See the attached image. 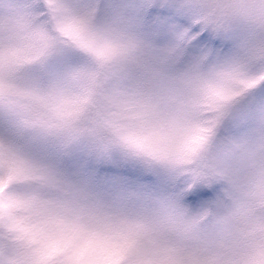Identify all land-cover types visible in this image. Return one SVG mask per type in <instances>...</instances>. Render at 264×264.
Segmentation results:
<instances>
[{"label": "snow or ice", "instance_id": "snow-or-ice-1", "mask_svg": "<svg viewBox=\"0 0 264 264\" xmlns=\"http://www.w3.org/2000/svg\"><path fill=\"white\" fill-rule=\"evenodd\" d=\"M0 264H264V0H0Z\"/></svg>", "mask_w": 264, "mask_h": 264}]
</instances>
